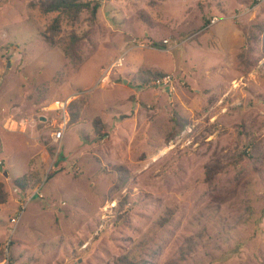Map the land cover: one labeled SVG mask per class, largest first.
<instances>
[{
    "label": "rangeland",
    "instance_id": "obj_1",
    "mask_svg": "<svg viewBox=\"0 0 264 264\" xmlns=\"http://www.w3.org/2000/svg\"><path fill=\"white\" fill-rule=\"evenodd\" d=\"M96 1L0 0V264H264V0Z\"/></svg>",
    "mask_w": 264,
    "mask_h": 264
},
{
    "label": "trees",
    "instance_id": "obj_2",
    "mask_svg": "<svg viewBox=\"0 0 264 264\" xmlns=\"http://www.w3.org/2000/svg\"><path fill=\"white\" fill-rule=\"evenodd\" d=\"M41 9L44 13H59L65 15L71 22L77 21L81 14L85 11L91 13L93 18L97 16V13L101 7L100 2L96 0H41ZM60 18H57L53 25L50 27L52 35H55L60 30ZM53 43V41H51ZM72 105V104H71ZM98 125V122L96 123ZM181 130L184 126L180 127ZM17 189H26L25 186L16 183ZM9 193L5 185L0 182V205H4L8 202Z\"/></svg>",
    "mask_w": 264,
    "mask_h": 264
},
{
    "label": "built area",
    "instance_id": "obj_3",
    "mask_svg": "<svg viewBox=\"0 0 264 264\" xmlns=\"http://www.w3.org/2000/svg\"><path fill=\"white\" fill-rule=\"evenodd\" d=\"M171 82H172V77L170 75H167V76H164L162 79L158 80L157 86L158 87L168 86ZM65 131H66V125H64L63 128L61 127L57 131H55L53 133L55 141L59 142L60 140H62L63 135L65 134ZM0 170L1 171L6 170V165L4 161H0ZM39 195L40 197H42V194H39Z\"/></svg>",
    "mask_w": 264,
    "mask_h": 264
},
{
    "label": "crops",
    "instance_id": "obj_4",
    "mask_svg": "<svg viewBox=\"0 0 264 264\" xmlns=\"http://www.w3.org/2000/svg\"><path fill=\"white\" fill-rule=\"evenodd\" d=\"M238 44V43H237ZM240 44V43H239ZM57 105H59V103H57ZM6 165V164H5ZM0 172H3L4 174H6L7 173V166H6V170L5 171H1L0 170ZM3 173H0V175H2ZM21 191V190H20ZM15 192H19V189H15ZM0 206H2V205H0Z\"/></svg>",
    "mask_w": 264,
    "mask_h": 264
}]
</instances>
